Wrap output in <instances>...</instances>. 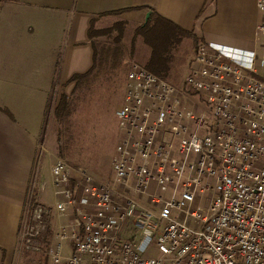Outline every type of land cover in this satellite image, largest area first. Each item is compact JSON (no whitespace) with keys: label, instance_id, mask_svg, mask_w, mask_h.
<instances>
[{"label":"built area","instance_id":"built-area-1","mask_svg":"<svg viewBox=\"0 0 264 264\" xmlns=\"http://www.w3.org/2000/svg\"><path fill=\"white\" fill-rule=\"evenodd\" d=\"M256 7L250 48L199 40L178 86L125 65L112 178L54 156L47 206L37 164L22 250L40 249L53 214L51 264H264V0Z\"/></svg>","mask_w":264,"mask_h":264},{"label":"crops","instance_id":"crops-1","mask_svg":"<svg viewBox=\"0 0 264 264\" xmlns=\"http://www.w3.org/2000/svg\"><path fill=\"white\" fill-rule=\"evenodd\" d=\"M111 11L117 12L103 16L137 23L144 20L147 11L155 12L192 31L198 40L247 45L242 46L245 48L252 45L255 26L260 20L256 0H3L0 2V96L19 98L25 107H34L35 126L29 128L39 127L43 99L55 79L57 65L53 51L55 44L58 45V35H71L73 45L62 60L64 79L85 73L92 66L79 72L90 64L92 56L90 44H85L91 41L87 33L89 24L99 14ZM18 115L28 129L27 108ZM39 143L38 136L10 132L4 147V161L22 168L23 174L20 171L17 175L10 171L0 174L7 178L3 182L6 190L0 188V264H12L18 250L14 244L29 192V187H25L27 172L32 175L35 161L43 156Z\"/></svg>","mask_w":264,"mask_h":264},{"label":"rangeland","instance_id":"rangeland-1","mask_svg":"<svg viewBox=\"0 0 264 264\" xmlns=\"http://www.w3.org/2000/svg\"><path fill=\"white\" fill-rule=\"evenodd\" d=\"M259 14L260 18L261 13L259 12ZM95 19L93 29L94 33H97L93 36L92 41H94L98 50L100 45L118 46V61L117 58L112 61V56L109 55L107 61L102 65H97L86 77L73 79L74 75L81 74L75 73L70 75L69 79H64L62 60L67 58L73 45L71 35L67 37V34H59L57 37L58 45L55 44L53 51L54 61L57 65L54 73L55 79L51 88L45 93L46 97L43 99L41 117L38 118L41 121L39 127L29 128V126L34 125V107L30 105L25 107L19 98H3L0 96V174H6V171H10L11 174L17 175L22 169L15 167L12 162L4 161V147L9 133L22 132L31 136H38L39 145H42L44 150L41 153L43 156L40 161L39 159L35 161L33 170L38 164L37 176L35 177V182L38 186V200L47 206H52L53 204V189L48 171V160L54 156L64 158L72 166L87 168L100 178H107L108 180L112 178L113 170L110 159L114 155V148L121 135L115 110L118 104L123 101L126 91L125 73L128 66L126 67L125 65L133 60L146 66L150 57V47L145 43L143 37L139 34H133V29L138 24L143 23L144 20L141 23L126 22L127 24H124L121 19L111 15ZM119 24H122L124 29L119 30ZM102 30L108 31L101 33ZM195 39V35L190 32L181 36V41L176 48V54L181 55L182 60L175 67L170 78L167 79L174 85L178 86L184 76L186 61L194 48ZM92 41L85 43L90 44L91 47H89L92 49L90 64L84 69H79L81 70L79 72L86 71L93 63ZM116 61L117 64H115ZM259 72L264 73V69L260 68ZM0 87L2 88V84ZM63 93L68 95V109L67 113L57 120L54 117V108ZM27 100L29 101V99ZM25 108H27V114L30 116L26 120L28 129H25L18 115V112H23ZM9 110L13 115L10 114ZM47 152L51 156L48 157ZM33 170L32 175L31 172H27V184L33 177ZM20 173L23 174L22 171ZM5 181L7 182V178L0 176V186H4L0 188H4L3 190H6V184L3 183ZM27 184L25 185L26 189L29 187ZM19 187L22 188V185ZM28 191L26 202L32 195L36 194L35 189L31 193L30 189ZM62 220L66 221L67 218L64 217ZM49 222L51 225L50 234L45 232L44 236L38 239V243L35 244L40 246L39 250L33 248H24L25 250H22L23 247H19L16 233L14 247L17 245L21 251L16 250V256L12 264H51L45 250L53 243L55 227L53 214L50 215ZM189 225H192L191 221H189ZM123 235H127L126 230ZM62 244V254L65 255L71 251L72 243L67 238Z\"/></svg>","mask_w":264,"mask_h":264},{"label":"trees","instance_id":"trees-1","mask_svg":"<svg viewBox=\"0 0 264 264\" xmlns=\"http://www.w3.org/2000/svg\"><path fill=\"white\" fill-rule=\"evenodd\" d=\"M3 0H0V2ZM117 11H111L107 13L99 14V16H103L105 14L116 13ZM124 24H127V20L121 19ZM96 19H93L90 23V27L88 29L89 38L92 41L94 33ZM94 24V25H93ZM119 30L124 29L122 24L118 25ZM108 30H102L101 33H105ZM100 32V31H99ZM192 33L190 30L182 29L177 26L170 20L161 17L155 12H151L145 22L142 24H138L137 27L133 29L134 35H141L150 47V57L146 63V67L151 71L159 74L160 76L168 79L171 74L175 70V67L178 66V63L182 60L181 55L176 54L177 45L181 41V36H184V33ZM193 34V33H192ZM198 39H195V44L198 42ZM194 44V46H195ZM93 46V63L91 68L82 74L74 75L73 79H80L82 77H86L89 73H91L97 65H102L105 61L108 60V56H112V61H115L117 58L118 61V46H105L100 45L99 50L96 47L94 41H92ZM120 52V51H119ZM120 54V53H119ZM117 61L115 64H117ZM65 93H63L60 101L56 104L54 108V117L59 120L63 114L67 113L68 109V99ZM48 234L50 232L48 231Z\"/></svg>","mask_w":264,"mask_h":264},{"label":"water","instance_id":"water-1","mask_svg":"<svg viewBox=\"0 0 264 264\" xmlns=\"http://www.w3.org/2000/svg\"><path fill=\"white\" fill-rule=\"evenodd\" d=\"M149 13H150V11H147V13L145 14L144 21L147 19Z\"/></svg>","mask_w":264,"mask_h":264}]
</instances>
